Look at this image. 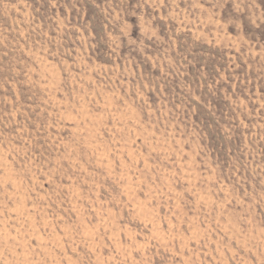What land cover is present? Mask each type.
<instances>
[{
	"label": "rangeland",
	"instance_id": "obj_1",
	"mask_svg": "<svg viewBox=\"0 0 264 264\" xmlns=\"http://www.w3.org/2000/svg\"><path fill=\"white\" fill-rule=\"evenodd\" d=\"M0 264H264V0H0Z\"/></svg>",
	"mask_w": 264,
	"mask_h": 264
}]
</instances>
